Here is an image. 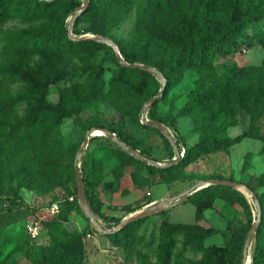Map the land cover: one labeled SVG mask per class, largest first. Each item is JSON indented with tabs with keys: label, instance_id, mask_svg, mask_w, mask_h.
<instances>
[{
	"label": "rangeland",
	"instance_id": "374dc122",
	"mask_svg": "<svg viewBox=\"0 0 264 264\" xmlns=\"http://www.w3.org/2000/svg\"><path fill=\"white\" fill-rule=\"evenodd\" d=\"M120 1L126 3L129 12L115 20L106 19L103 11L91 5L84 8L88 13L78 24L74 26V21L71 25L83 0H62L53 9H43L41 4L36 16L10 17L0 26L1 264H31V258L54 264L47 250L52 244L77 248V258L73 254L71 264H160L167 240L161 226L164 220L177 225L172 231L174 245L168 264H175L176 258L185 264H244L247 236L258 220L256 203L246 187L209 181L246 183L258 193L264 192L257 180L264 172V115L252 122L246 108L233 110L226 117L198 120L178 114L198 97L215 93L229 81H234L232 87L237 91H259L264 96L260 44L264 16L255 20L259 13L246 5L237 7L235 0ZM64 11L69 14L65 22L68 38L86 42L73 46L64 41L60 48L36 47L25 56L22 53L28 44L8 39L13 32L47 37L60 34L58 24ZM249 19L252 22L230 53L215 52L209 63L187 58L196 51L198 34L220 36ZM184 21L192 27L190 42L180 35ZM90 27L122 44L129 60L153 61L173 78L179 71L176 81L156 99L154 108L143 106L145 114L149 111V121L160 119L169 135L178 134L179 160L172 163L176 156L174 138L170 142L157 129L142 125L141 111L136 110L148 78L118 69L109 45L92 39L107 38L84 33ZM250 68L255 69L252 74L248 73ZM155 79L166 85V81ZM93 82L91 93L88 87ZM259 97L252 96L251 102L259 103ZM44 102L54 106L51 111L58 117L52 116L48 122V134L42 142L21 149L20 143L43 115ZM99 127L115 131L109 132L119 143L135 147L145 160L125 152L119 143L96 130ZM224 132L233 138L239 136L237 142L182 166L181 155L188 146L201 137L222 136ZM87 133L93 136L77 155ZM118 151L133 160L123 159ZM75 162L86 199L91 191L97 196L89 206L92 220L77 197ZM195 185L199 187L184 198L169 202ZM200 192L193 202L191 197ZM161 203L166 205L142 219L132 241L111 238L121 229L113 224L114 218L123 217V221ZM53 218L54 228L45 229L42 223ZM252 253L251 244L246 264H252Z\"/></svg>",
	"mask_w": 264,
	"mask_h": 264
},
{
	"label": "trees",
	"instance_id": "16d2710c",
	"mask_svg": "<svg viewBox=\"0 0 264 264\" xmlns=\"http://www.w3.org/2000/svg\"><path fill=\"white\" fill-rule=\"evenodd\" d=\"M62 0H0V26L5 23V21L10 17H30V16H36L41 11V8L39 5H44L45 8H55L58 4L61 3ZM68 1V0H64ZM236 6H247L250 9H252L254 12L259 13L256 16L255 20H260L264 16V0H235ZM210 2V0H208ZM209 4V3H208ZM93 5V7L99 8L101 11L104 12V16L108 20H115L116 17L120 16L122 18L125 16L129 9L127 8L126 3L120 0H88V6L90 7ZM108 12L109 14H106ZM88 13V9L83 10L81 15L77 17V19L74 22V26L78 24L79 19L84 15ZM112 14V17L109 15ZM68 12L64 11L61 15L58 28L60 31V34L51 35L50 37L43 36L42 34H34V33H26V32H13L10 33L8 36L9 40H14L17 43H20L22 45L28 44V50L22 54H25V56L28 54L29 49H34L36 47H56L60 48V45L64 41L68 43V45L75 44H81L86 41H77L75 42L72 39L68 38V30L66 26V19L68 17ZM252 22V19L244 20L241 23L228 28L222 35L212 37L208 36L204 33H200L195 37V44H196V51L193 55L187 56L189 60H193L196 63H209L211 62L213 53L215 52H225L230 53L232 51V48L236 44V40L241 37V34L243 30H246L248 28L249 23ZM182 31L180 35L184 40L187 42H190L191 40V34H192V27L188 25L186 21L183 22ZM72 33L75 35L76 33L74 30ZM84 33H93L96 35H100L101 37L107 38L115 43L116 46L119 48V53L123 59L124 62L128 64H144V66H149L157 71H159L162 76L164 77L166 81V85L164 87L163 92L166 89V86H169L173 82L176 81V79L179 77V71L177 70L175 73V77L168 75L164 69L159 68L155 62L150 60H143V59H136V60H129L126 56V51L122 44L117 43L116 39L109 36L106 32L100 31L98 29H94L93 27H90L86 30H84ZM260 44L263 49V64H264V36L260 39ZM108 50L112 53V56L116 59L118 69L120 70H129L131 73H142L148 78V82L144 88L143 94H141L138 97V101L136 104V110H140V115L143 113V106L148 103V101L154 97H157L160 94V90L162 88L161 83H159L155 77L149 73L144 72V70L141 69H133L129 67H123L120 64V61L116 58V55L113 51V49L108 46ZM255 71L254 68L249 69V74H252ZM234 81L226 82V86L219 88L215 93L213 94H204L203 96L198 97L195 101L185 106L178 115L181 116H191L192 118L198 120L200 118H216V117H226L228 116L231 111H239L243 108H246L250 120L254 122L255 120L259 119L264 115V96L259 91H253L251 93L246 92H240L235 90L232 87V84ZM89 91L93 93L95 88V82L93 84H89ZM163 92L161 96L163 95ZM252 96H260L259 103L253 104L251 102ZM156 100L151 106V109L154 108L156 104ZM54 106L49 102H44L43 108H42V117L41 119L32 127V132L24 138L22 141L21 149H27L29 147H32L33 145L42 142L44 138L48 134V128L47 124L50 120H52V116L58 117L55 113L51 111V109ZM149 111L146 114L147 119L149 120ZM157 121V120H156ZM158 122L162 123V120H158ZM144 125V124H142ZM100 129H104L103 127H99ZM111 133H115L112 129H109ZM174 140H175V146L178 153H180V137L177 133L173 134ZM238 137H230L228 134L224 132L222 136H219L217 134L212 136H204L201 137L198 142L193 146H188L184 150V155L181 158L180 163L182 166H185L193 161H195L198 156L204 155L207 152H217L223 148L229 147L233 144H235L238 140ZM168 143V141L166 140ZM129 147L133 148L134 150L138 151L135 147L130 145ZM14 148H18L17 146H14ZM14 152H17V150H14ZM119 156L123 159H126L128 161L133 160L132 157H130L128 154L122 151H118ZM141 154V153H140ZM142 155V154H141ZM162 170V169H159ZM258 184L262 187H264V172L258 177ZM240 185L246 187L249 192L253 194L254 201L256 200L259 204L260 211H259V217L258 219V225L256 228L255 235L253 237L252 242V264H261L264 263V192L262 194L258 193L256 190L252 189L248 184L246 183H240ZM213 190V189H211ZM87 202L89 206L94 205L95 201L97 200V196L94 192L88 193ZM200 193H197L191 197V200L193 202H196L198 200V197L200 196ZM241 202L243 201L242 197H238ZM132 211L128 212L131 213ZM135 212V211H134ZM132 212V213H134ZM59 216V215H58ZM57 216V217H58ZM55 217V218H57ZM123 217L120 218H114L113 224L116 226H119L121 220ZM55 219H51L49 221H44L42 223L43 227L48 230H52L54 227V223L56 222ZM143 220H138L136 222L128 223L125 226H123L121 229L116 231L112 234V239H119L120 241H127L130 242V240H133V232L136 230V227L142 222ZM161 226L164 228L166 232V242L163 247V253L160 257V264H168V255L169 252L172 250V247L174 245V236H173V229L177 227V225L169 224L166 220H164L161 223ZM128 234V235H127ZM244 243V241H243ZM243 243L241 248L243 247ZM49 251L50 257L53 258L54 264H71V256L75 254V260L77 256V248L71 249L67 248L62 245H56L52 244L47 249ZM46 250V251H47ZM60 250V253L56 254V251ZM48 253V252H47ZM35 258H31V264H42V262L35 261ZM1 264V261H0ZM44 264H46L44 262ZM175 264H185L180 259H175ZM188 264H194L193 261H189ZM204 264V263H202Z\"/></svg>",
	"mask_w": 264,
	"mask_h": 264
},
{
	"label": "water",
	"instance_id": "95a60500",
	"mask_svg": "<svg viewBox=\"0 0 264 264\" xmlns=\"http://www.w3.org/2000/svg\"><path fill=\"white\" fill-rule=\"evenodd\" d=\"M83 4L84 5L79 8L78 13H76L73 16L71 25L77 19V17L80 15V13L84 10V8L88 6V0H83ZM69 34L71 35L70 29H69ZM72 38L73 39H77V40H81V38L75 37V36H72ZM92 39L102 40L103 42L107 43L113 49V51H114V53L116 55V58L120 61V64L123 67H129V68H133V69H141V70H144V71L152 74L155 78H158V79L162 80L163 82H165V79L162 76V74L159 71H157L156 69L152 68V67L144 66V65H141V64H128V63L124 62L123 59H122V57H121V55H120V53H119V51H118V49H117V46L115 45V43L113 41H111L109 39H102V38H99V37H93ZM164 87H165V85H162V88L160 90V94L157 97H154V98H152V99H150L148 101L147 107L150 108L152 106V104L154 103V101L158 97L161 96V94H162V92L164 90ZM141 123L157 129L159 132H161L162 134L165 135V137L168 139V141L171 142L172 136L169 135L170 132L167 130V128H165L159 122L149 121V120L147 121V120H145V118H143ZM96 130H98L100 132H103L104 134L108 135V137L110 138V140L119 143L116 140L115 136L113 134H111L109 131H107L105 129H96ZM91 136H93V133H87L85 135L84 140H83V144L79 148L77 155H80L81 152L83 151V149L88 145L89 138ZM119 145L122 147V149L125 152H127L128 154H130L134 158H137L139 160H145L144 157H143V155H141L138 151L134 150L133 148H131L129 146H126L125 144H122V143H119ZM173 147H175V146H173ZM175 153H176V156H175V159L172 161V163H174L175 161H177V160L180 159V154L177 152V150L175 151ZM151 162L154 163V164H156V165H158L159 167H164V165H160V164H158V163H156L154 161H151ZM74 175H75V183H76L77 197L80 200L81 208H82L83 212L85 213V215L89 219L92 220L93 217L91 215V211H90L89 204H88L87 199H86V197L83 194V191L81 189L80 171H79V166H78L77 162H75ZM209 183L215 184V185H221V186L244 187V186H242L240 184H237V183H234V182H225V181H220V180H210ZM198 187H199L198 185L193 186L187 193H185L183 195H180V196H178V197H176L174 199H171L169 202L179 201L180 199L184 198L186 195H188L190 192L194 191ZM249 194L253 197V194L251 192H249ZM255 203H256V208H257L258 217H259L260 207H259V204H258V202L256 200H255ZM165 205H166V203H161L159 205H156V204L150 205L147 209L142 210V211H139L136 215H134V216L131 215L127 219H124L123 221H121L120 224H119V227L122 228L123 226H125L128 223L136 222L138 220H141V219H145L147 217H150L154 213L158 212L160 210V208L164 207ZM257 224H258V220L255 221V223H254L251 231L249 232V234L247 236V240H246L245 247H244V263L249 258V257H247V249L251 246V244L253 242V237H254L255 232H256Z\"/></svg>",
	"mask_w": 264,
	"mask_h": 264
},
{
	"label": "built area",
	"instance_id": "2783aa9c",
	"mask_svg": "<svg viewBox=\"0 0 264 264\" xmlns=\"http://www.w3.org/2000/svg\"><path fill=\"white\" fill-rule=\"evenodd\" d=\"M141 118L143 119V118H145V120H147L148 121V119H147V117H146V114L143 112L142 114H141ZM142 122V121H141ZM172 136V138H174V136L173 135H171ZM183 156V154L181 155V157Z\"/></svg>",
	"mask_w": 264,
	"mask_h": 264
},
{
	"label": "bare ground",
	"instance_id": "6f19581e",
	"mask_svg": "<svg viewBox=\"0 0 264 264\" xmlns=\"http://www.w3.org/2000/svg\"><path fill=\"white\" fill-rule=\"evenodd\" d=\"M94 132V131H93ZM100 134H102V133H100ZM246 262H247V260L245 261V263L244 264H246Z\"/></svg>",
	"mask_w": 264,
	"mask_h": 264
}]
</instances>
